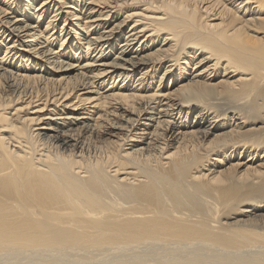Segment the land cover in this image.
<instances>
[{"label": "bare ground", "instance_id": "obj_1", "mask_svg": "<svg viewBox=\"0 0 264 264\" xmlns=\"http://www.w3.org/2000/svg\"><path fill=\"white\" fill-rule=\"evenodd\" d=\"M2 51L0 264H264V0H0Z\"/></svg>", "mask_w": 264, "mask_h": 264}, {"label": "rangeland", "instance_id": "obj_2", "mask_svg": "<svg viewBox=\"0 0 264 264\" xmlns=\"http://www.w3.org/2000/svg\"><path fill=\"white\" fill-rule=\"evenodd\" d=\"M104 6H102V8H103ZM97 8H99V6L97 7ZM104 10H109V8L108 9H104ZM114 11V10H113ZM47 19V18H46ZM46 19H45V21H46ZM115 18H113L112 20H114ZM45 21H44V23H43V26H42V28H44V26H45ZM61 23H62V21H60V25H61ZM109 24H106V27L108 26ZM112 25H114V23H112ZM127 29H128V27H124V30L125 31H127ZM8 33H9V31H7ZM3 39V38H2ZM8 39V44H11L14 40H11V38L9 37V38H7ZM58 46H59V43H58ZM4 50V49H3ZM115 52H117V51H115ZM4 54V52L2 51V52H0V55L2 56ZM44 65H46V66H49V64H44ZM164 70L162 69L161 71H160V74H161V72H163ZM139 73V72H138ZM136 74V73H135ZM135 80V79H134ZM132 81V84H134L135 83V81ZM167 80V79H166Z\"/></svg>", "mask_w": 264, "mask_h": 264}]
</instances>
